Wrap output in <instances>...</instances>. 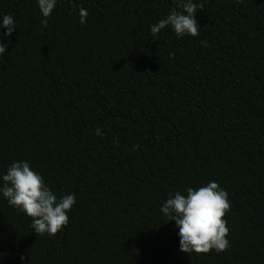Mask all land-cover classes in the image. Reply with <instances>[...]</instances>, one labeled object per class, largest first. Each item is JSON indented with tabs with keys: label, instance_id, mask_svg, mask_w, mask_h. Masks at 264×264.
<instances>
[{
	"label": "trees",
	"instance_id": "16d2710c",
	"mask_svg": "<svg viewBox=\"0 0 264 264\" xmlns=\"http://www.w3.org/2000/svg\"><path fill=\"white\" fill-rule=\"evenodd\" d=\"M195 3L199 35L178 39L150 26L179 0H58L46 28L36 0H0L17 24L0 174L25 160L76 198L39 237L0 198V264H264V0ZM209 181L228 193L230 247L187 255L160 207Z\"/></svg>",
	"mask_w": 264,
	"mask_h": 264
},
{
	"label": "clouds",
	"instance_id": "9594fccd",
	"mask_svg": "<svg viewBox=\"0 0 264 264\" xmlns=\"http://www.w3.org/2000/svg\"><path fill=\"white\" fill-rule=\"evenodd\" d=\"M42 16L41 26L48 27V18L56 9L58 0H36ZM180 11H170L168 15L150 26V34L155 37L162 30L170 29L176 37H197L200 26L196 16L198 5L195 0H179ZM88 12L79 9L81 25L86 24ZM17 31L15 19L10 14L0 15V55L7 53L4 38H10ZM97 136L102 132L98 127ZM139 147V145H135ZM0 198L18 212L31 218L30 227L39 237L47 234L54 236L69 222L68 212L76 203L74 194L57 195L45 183L44 178L34 171L25 160L12 162L0 174ZM230 204L228 193L215 181L193 189L188 187L182 194H170L160 207V212L170 222H175L179 238V250L185 254H207L210 251L221 253L230 247L227 238L229 229L224 218ZM21 260L23 257L21 256Z\"/></svg>",
	"mask_w": 264,
	"mask_h": 264
}]
</instances>
